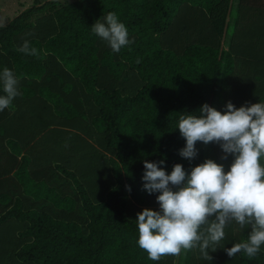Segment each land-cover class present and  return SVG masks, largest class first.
Wrapping results in <instances>:
<instances>
[{
	"label": "trees",
	"instance_id": "trees-1",
	"mask_svg": "<svg viewBox=\"0 0 264 264\" xmlns=\"http://www.w3.org/2000/svg\"><path fill=\"white\" fill-rule=\"evenodd\" d=\"M109 12L134 40L119 53L92 32ZM4 68L20 95L0 111V264H177L137 244V214L159 210L144 161L228 170L215 143L179 155V116L264 102V0H36L0 27ZM249 231L231 222L212 260L195 248L185 264H264V245L224 250Z\"/></svg>",
	"mask_w": 264,
	"mask_h": 264
},
{
	"label": "clouds",
	"instance_id": "clouds-1",
	"mask_svg": "<svg viewBox=\"0 0 264 264\" xmlns=\"http://www.w3.org/2000/svg\"><path fill=\"white\" fill-rule=\"evenodd\" d=\"M92 32L115 53L134 43L115 12L97 20ZM17 50L39 56L27 39ZM19 84L12 70L0 72V111L20 95ZM199 111L179 116L178 130L186 141L179 155L192 161L199 154L198 142L215 143L223 152L221 159L231 156L232 163L226 171L224 164L206 159L190 172L177 163L169 174L160 166L164 160L144 161L143 190L158 193L159 210L145 208L137 214V244L152 261L195 248L203 259L212 260L209 250H217L231 222L250 231L247 240L224 249L230 258L238 253L254 258L264 245V102L237 108L229 101L223 112L205 103Z\"/></svg>",
	"mask_w": 264,
	"mask_h": 264
},
{
	"label": "rangeland",
	"instance_id": "rangeland-1",
	"mask_svg": "<svg viewBox=\"0 0 264 264\" xmlns=\"http://www.w3.org/2000/svg\"><path fill=\"white\" fill-rule=\"evenodd\" d=\"M36 0H0V27L12 21L19 13L35 4ZM46 2L48 0H39ZM71 3L76 0H56ZM234 17V16H233ZM233 23V20H232ZM232 26V25H231ZM187 251L178 256L177 264H185Z\"/></svg>",
	"mask_w": 264,
	"mask_h": 264
}]
</instances>
